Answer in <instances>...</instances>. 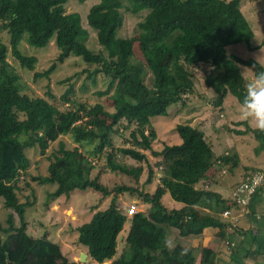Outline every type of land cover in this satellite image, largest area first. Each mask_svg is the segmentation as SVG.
<instances>
[{"label":"trees","instance_id":"1","mask_svg":"<svg viewBox=\"0 0 264 264\" xmlns=\"http://www.w3.org/2000/svg\"><path fill=\"white\" fill-rule=\"evenodd\" d=\"M85 1L76 0L79 4ZM66 2L0 0V200L17 218V226L12 214L6 216L3 227L0 225V264H77L67 261L57 244L26 234L23 212L30 203L17 183L27 175L38 185H55L50 193L53 199L86 189L109 197L105 209L91 207L89 221L74 229L76 243L95 264H215L217 256L212 248L204 246L194 252L186 250L185 244L201 237L205 229L222 232L230 227L220 213L237 209V205L212 187L217 185L215 175L222 170L229 177L233 175L239 163L237 155L224 153L213 158L203 132L185 123L172 128L178 142L163 143L160 150H154L157 132L151 119L166 117L171 108L189 107L187 95L202 101L200 90L208 92V104L219 112L226 95L242 102L247 82L238 65L252 67L254 72L262 68L252 60L241 61L226 54L232 45L250 48L253 34L241 13V0H97L87 11L86 24L111 59L85 47L88 34L80 25V15L65 14ZM121 11L132 15L147 11L136 24V38L116 37L122 25ZM51 40L58 53L56 63L70 55L78 57L86 67L81 72L84 82L94 86L98 78L106 83L103 91L93 95L113 97L114 108L101 106L97 112L92 106L76 103L70 86L59 98L61 109L22 93L20 78L7 57L10 54L20 69L33 72L37 59L22 48L43 49ZM133 42L142 62L133 59ZM54 69L52 64L41 73L34 72L33 80L47 79ZM46 95L53 100L51 94ZM223 123L221 130L230 131ZM245 129L232 133H249L257 144L256 151H264V133ZM112 134L124 147L112 145ZM64 136L80 148L92 147V154L104 158L99 174H120L131 183L109 189L98 174L89 178L94 165L80 157L76 146L66 148L59 139ZM51 144L55 148L47 158V175H29L25 151L37 150L43 156ZM146 152L154 159L153 166ZM61 168L69 170L61 174ZM210 168L212 173L207 176ZM69 175L74 179L67 182ZM152 184L154 188L149 190ZM121 195L149 206V211L122 214L116 206ZM167 195L179 207L164 205L162 198ZM21 197L26 201L18 202ZM126 221L129 225L120 239L124 246L116 255ZM174 232L176 238L169 246L168 238ZM245 237L247 245L255 239Z\"/></svg>","mask_w":264,"mask_h":264},{"label":"rangeland","instance_id":"2","mask_svg":"<svg viewBox=\"0 0 264 264\" xmlns=\"http://www.w3.org/2000/svg\"><path fill=\"white\" fill-rule=\"evenodd\" d=\"M96 2L97 0H86L83 4H79L76 0H67L66 4L63 6L64 13L79 14L81 19L80 25L88 34L85 47L93 53H101L106 59H111V56L108 55V51L97 44L94 31L90 30L86 24L87 11L90 6ZM240 10L253 34V37L249 42L250 48L248 49L244 44H236L227 47L226 54L233 57L235 56L241 61L252 60L264 69V45H262V42L264 41V0H241ZM146 13L147 11H142L136 15H132L121 11L122 25L117 31L116 37L122 39L136 38L138 33L136 24L143 19ZM133 43V59L142 62L140 57L141 54L137 49V43ZM22 51L26 55L36 57L37 62L33 72H27L20 69L10 54L7 57V62L19 76L23 87L22 93L26 96L31 98H42L50 102L51 105L56 108L61 109L62 107L58 104L59 98L65 90H67L68 86H70L72 89L70 96L76 98V103L82 104L83 106H92L97 112L101 110V106L104 108H112V106L114 108L116 106V104H113V97L102 96L98 98L96 95H93L95 92L103 91L106 83L98 78L94 86L90 85L88 82H84L85 74H82L81 72L86 67L78 57L70 55L64 59L61 64L56 63L55 59L58 53L52 40L43 49L27 48L25 46L22 48ZM131 62L135 63L134 61ZM52 64H54L55 69L47 79L40 78L36 81L33 80L34 72L41 73ZM238 69L246 82L252 78V72L248 70L251 69L254 71L252 67L238 65ZM83 83H85V87L80 90V86ZM198 92L200 93L199 95H201L202 101L194 95H187L185 98L191 102L189 107L171 108L166 117H155L151 119V125L157 132V139L152 143V147L154 150H160L163 143L170 144L174 141L178 142L175 132L172 131V128H174L175 125L185 123L199 128L207 139L208 144L211 146L214 155L213 158L224 153H235L237 155L239 163L238 167L234 169L233 175L229 177L226 175V172L222 170L215 175L217 176L216 181L219 180L220 184L212 187V190L220 193L224 198L232 200V193L242 182L241 180L244 179L243 174L258 170L261 171L264 177V151H256L257 144L249 133L238 135L232 133L233 130L244 131L246 130V126L254 129V126L250 121L240 119V103L238 101L232 96L226 95L223 98L221 106L222 112H219L220 109L212 108L208 104L209 98L206 96L208 94L207 91L200 90ZM46 93L49 95L51 94L53 100H50ZM100 112L102 116H105L102 111ZM223 122L229 126L230 131L221 130L222 125L224 124ZM59 139L68 149L76 146L77 149H79L78 151H80V157L88 159L92 165H94V168L89 172V178H94L98 174L99 181L109 189H112L119 183H131V180L120 174H112L107 171L103 172L105 174H99V170L102 168L98 167L104 166V158L92 154V147L80 148L77 144L72 142L69 136L60 137ZM110 140L114 147H124L118 136L112 134L110 135ZM54 148L55 144H51L43 156H39L37 150L25 151V156L30 165L29 175H39L41 177L47 175L46 168L50 162L47 158ZM145 154L147 155L149 164L153 166L154 159L147 152ZM125 163L134 166V163L130 160H125ZM82 169L83 168H81L78 173H81ZM68 170L69 168H61L60 173L63 174ZM211 173L212 169L210 168L207 170L206 175L209 176ZM144 177L145 175L143 178ZM21 178L22 179L18 181L17 185L21 190V194L27 196V201L30 203V206L26 207L23 212L24 221L26 223V234L31 237V239L44 238L57 244L61 255L65 257L67 261H74L79 264L78 255L80 252L84 253V249L76 243L77 233L76 230L74 232V229L89 221L93 213V211L90 213L91 207L96 206L97 209H105L108 205L109 197L103 198L99 193L94 192L91 189H86L85 191L75 190L67 197L61 196L58 199H53L50 193L55 189V185H38L35 181H31L30 176L28 175L22 176ZM143 178L140 179V181H142ZM71 179H74L72 175L66 177L67 182H70ZM238 181L240 182L238 183ZM25 183L28 185L25 186ZM148 188L149 190H153L154 185H149ZM258 195L264 196V178L260 185ZM162 199L164 205L166 204L175 208L179 207L178 203L170 201L168 195L164 196ZM25 201L26 200L23 197L18 199V202L21 203ZM250 203L245 207L238 206V208L234 210V218L237 222L233 223V235H238L239 230H241L238 222L240 218L243 219L245 218L244 216L248 215L250 211ZM0 204H2L1 200ZM130 204H134L136 211L147 213L150 209L149 206L142 205L138 201L123 195L118 197L116 206L122 214L126 215ZM9 214H12L13 223L17 226V218L13 211L0 207V225L2 227L4 226L6 216ZM243 221L246 223L245 219ZM128 225V221H126L122 227L120 233L122 237H119L117 240L116 255L124 246L121 240L127 231ZM237 229L239 230L237 231ZM216 234V231L215 233H204V235L199 238H192L186 241V250L192 249L194 252H198L200 247L205 245L215 251L217 256L215 264L229 263L230 253L236 255V246H239L241 243V237L239 235L234 236L232 237L233 241L228 242V237L221 238ZM262 236L264 239V235ZM174 238H176L175 232L171 233L168 238L169 244L172 243ZM213 245L215 248L212 247ZM231 249H234L235 251L233 252ZM233 257L235 260H238L237 256ZM262 257L264 258V256ZM87 261L88 262L85 264H95L90 259ZM107 263L109 264V262Z\"/></svg>","mask_w":264,"mask_h":264},{"label":"crops","instance_id":"3","mask_svg":"<svg viewBox=\"0 0 264 264\" xmlns=\"http://www.w3.org/2000/svg\"><path fill=\"white\" fill-rule=\"evenodd\" d=\"M255 171L258 170H253L249 173L243 174V178L244 179L247 178L250 174H252ZM244 179H242L241 181H243ZM216 182L217 184H220L219 180ZM239 182L240 181H238V183ZM259 188L260 186L258 187L255 195L252 197L249 206L250 211L248 215L244 216L245 218L243 219L240 218L238 222L239 228L241 230L237 229V231L239 230L238 235L241 237L240 238L241 243L239 244V246H236V253H235L236 255L230 253L229 256L230 262L227 264H264V258L262 257L264 256V239L262 236L264 235V196L258 195ZM244 219L246 220V223L243 221ZM211 232L215 233V231L205 229L202 235H204V233L207 234ZM216 235H218L221 238L228 237V239L226 238L228 242L233 241L232 237L238 236L236 234L233 235L232 231H229L228 229L227 230L225 229L222 232H217ZM245 236L249 238L251 236H255L253 243L247 245L248 243H245V239H246ZM233 256H237L238 260L232 262L231 258H234ZM86 261H87V256H86Z\"/></svg>","mask_w":264,"mask_h":264},{"label":"clouds","instance_id":"4","mask_svg":"<svg viewBox=\"0 0 264 264\" xmlns=\"http://www.w3.org/2000/svg\"><path fill=\"white\" fill-rule=\"evenodd\" d=\"M248 70L252 72V78L246 84V92L240 103V119L250 121L257 131L264 133V69L258 72Z\"/></svg>","mask_w":264,"mask_h":264},{"label":"built area","instance_id":"5","mask_svg":"<svg viewBox=\"0 0 264 264\" xmlns=\"http://www.w3.org/2000/svg\"><path fill=\"white\" fill-rule=\"evenodd\" d=\"M263 178L261 171H255L236 187L235 191L232 193V200L237 205V208L238 206L245 207L249 205L252 195L261 185ZM234 210L236 209L225 210L220 213V218L230 224V227L227 228L228 230H232L234 228L233 223L237 222L234 218ZM134 211H136L134 204H130L126 216H130Z\"/></svg>","mask_w":264,"mask_h":264},{"label":"water","instance_id":"6","mask_svg":"<svg viewBox=\"0 0 264 264\" xmlns=\"http://www.w3.org/2000/svg\"><path fill=\"white\" fill-rule=\"evenodd\" d=\"M121 238V237H120ZM87 261H86V255L85 253H82L80 252L79 255H78V263L79 264H85ZM103 264H108L107 262L103 263Z\"/></svg>","mask_w":264,"mask_h":264}]
</instances>
